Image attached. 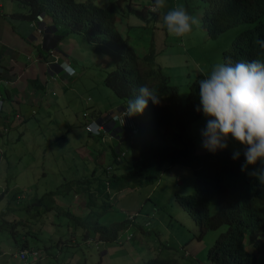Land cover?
I'll use <instances>...</instances> for the list:
<instances>
[{
  "label": "clouds",
  "instance_id": "clouds-1",
  "mask_svg": "<svg viewBox=\"0 0 264 264\" xmlns=\"http://www.w3.org/2000/svg\"><path fill=\"white\" fill-rule=\"evenodd\" d=\"M221 4L0 0V158L51 175L29 210L61 205L0 218V264H264V0ZM226 14L245 53L206 75L187 36Z\"/></svg>",
  "mask_w": 264,
  "mask_h": 264
},
{
  "label": "trees",
  "instance_id": "trees-1",
  "mask_svg": "<svg viewBox=\"0 0 264 264\" xmlns=\"http://www.w3.org/2000/svg\"><path fill=\"white\" fill-rule=\"evenodd\" d=\"M210 1V0H207ZM221 6H226L230 0H221ZM236 22V18L231 14H226L221 21H216V26L210 31V36H215L218 33L225 31L228 27L232 26ZM246 35L244 32L237 33L230 41L229 45L224 48L220 54H210L207 57H212L215 59L217 63H225L231 61L230 57L234 59V61L241 60L243 54L245 53V44L243 43V39H245ZM230 56V57H229ZM2 127L0 126V132L2 131ZM84 143H80L79 140L74 139L71 142L69 148L65 150V153L70 156L72 154L74 160L78 154L73 151L75 147H81ZM64 149L57 148L54 150H50L44 155L43 158H48L51 160L64 159L67 160L64 156ZM83 161V160H82ZM38 159L34 162L22 166L21 158L18 156H8L4 155L0 158V172H3V178L0 179V218H6L9 221L15 222L18 227L21 229L25 228L26 225L32 222V218L35 221L39 222V224H43V220L41 217H50L51 213L54 210H57L61 205L57 202L48 203L42 200L43 204L35 206L33 209L29 210V202L30 197H28V188L30 184L26 182L28 178H34L39 169L38 167ZM225 163V162H223ZM86 168V164H84ZM65 170L64 165L58 170V174L63 175ZM230 182H228V186ZM217 199H220V196H217ZM45 214V215H43ZM9 222H5L4 224H8ZM3 244L5 245V249L7 250L10 246L11 239L9 234L5 231ZM3 250V247L0 246V252ZM5 257L0 255V262L5 261ZM7 264H21L19 260L9 261Z\"/></svg>",
  "mask_w": 264,
  "mask_h": 264
},
{
  "label": "rangeland",
  "instance_id": "rangeland-1",
  "mask_svg": "<svg viewBox=\"0 0 264 264\" xmlns=\"http://www.w3.org/2000/svg\"><path fill=\"white\" fill-rule=\"evenodd\" d=\"M158 24H160V19L157 21L153 20L152 22L153 27L157 26ZM234 32L235 31L231 29L223 34L220 33L216 35L215 37L210 38L207 36L206 31L204 29H202L201 27H198V30L196 28L190 35L187 36L189 39V43H192L193 45H195V47H197L198 50L205 51V55L199 59L203 73H206V75H208L211 71L212 66L216 63L214 58H210L207 56L213 53H218L224 47H226L230 41L227 37L231 36ZM142 33L145 37L148 38L146 41V44H144V50L146 51L147 47L149 46L150 34H148L147 29H143ZM1 52L3 53V49H1ZM168 74L174 78L175 71L174 72L168 71ZM241 147L242 146L239 143H237L236 141L232 139H229L228 148L230 150L237 151ZM0 177H2V175H0ZM41 177H42L41 171H37V174L35 175V177L26 179V182H28L30 185L31 184L36 185L38 188H46L50 184L51 175L47 176L46 182L41 181L40 180ZM55 178L56 179L59 178V175H55ZM164 206L167 207L166 201L164 202Z\"/></svg>",
  "mask_w": 264,
  "mask_h": 264
}]
</instances>
